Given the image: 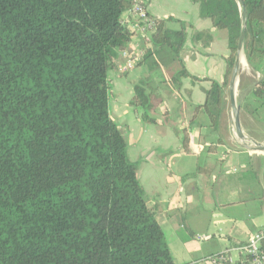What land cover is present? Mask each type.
<instances>
[{"label":"trees","instance_id":"1","mask_svg":"<svg viewBox=\"0 0 264 264\" xmlns=\"http://www.w3.org/2000/svg\"><path fill=\"white\" fill-rule=\"evenodd\" d=\"M131 1L0 0V264H174L108 111L107 71L133 35L121 22ZM192 1L227 34L223 81L209 80L193 114L202 109L217 130L241 11L235 0ZM242 1L244 53L264 72V0ZM154 20L144 58L168 47L182 62L186 24ZM173 20L177 30L166 26ZM209 38L208 31L193 35ZM182 77L198 80L182 66L170 81L178 87ZM251 95L264 104V76ZM129 103L150 106L141 92ZM142 119L154 120L148 110ZM180 131L189 153L188 130Z\"/></svg>","mask_w":264,"mask_h":264},{"label":"crops","instance_id":"2","mask_svg":"<svg viewBox=\"0 0 264 264\" xmlns=\"http://www.w3.org/2000/svg\"><path fill=\"white\" fill-rule=\"evenodd\" d=\"M146 10L154 19L171 16L186 24L182 62L164 47L121 72L118 66L124 58L115 50L107 71L109 114L124 137L127 158L136 164L146 205L164 234L173 263L207 264L203 260L225 249H232L229 255L236 258L239 253L233 249L264 228V154L236 143L224 122L226 108L217 130L209 126L202 109L193 116L194 107L205 102L209 80L223 81L226 31L201 18L192 0H148ZM129 19L125 10L121 22L130 28ZM166 26L177 30L179 23L173 20ZM204 31L210 35L207 42L193 40L195 32ZM127 45L144 50L150 42L133 33ZM242 57L235 86L240 122L249 138L264 145V104L250 97L264 72L253 70L245 53ZM182 66L198 80L182 77L175 87L170 78ZM138 92L149 107L129 103ZM144 110L152 122L142 119ZM180 129L188 130L189 153L183 150ZM197 167L205 172H197Z\"/></svg>","mask_w":264,"mask_h":264},{"label":"built area","instance_id":"3","mask_svg":"<svg viewBox=\"0 0 264 264\" xmlns=\"http://www.w3.org/2000/svg\"><path fill=\"white\" fill-rule=\"evenodd\" d=\"M146 3V0H132L126 10L131 17L128 23L131 31L138 35L143 42L149 43L156 30V23L154 18L147 13ZM120 54L124 61L119 64L118 69L121 72H126L143 58L144 50L127 45L120 51ZM230 250L232 249H225L206 259L210 264H264V228L251 233L244 244L233 249L238 251V257L232 258L229 255Z\"/></svg>","mask_w":264,"mask_h":264},{"label":"water","instance_id":"4","mask_svg":"<svg viewBox=\"0 0 264 264\" xmlns=\"http://www.w3.org/2000/svg\"><path fill=\"white\" fill-rule=\"evenodd\" d=\"M235 1L240 7L242 26L239 35L236 55L234 57V61L228 76L227 85L225 89L226 106L229 110L230 122L232 125H235L237 127L241 139V143L235 140L236 143L244 149L256 153L264 154V145L255 142L245 134L241 126L240 117H239L240 103L237 102L235 98V86L238 80L239 70L241 69V57L244 53L243 45L247 30V13H246L245 5L242 0H235Z\"/></svg>","mask_w":264,"mask_h":264},{"label":"bare ground","instance_id":"5","mask_svg":"<svg viewBox=\"0 0 264 264\" xmlns=\"http://www.w3.org/2000/svg\"><path fill=\"white\" fill-rule=\"evenodd\" d=\"M242 60H244V56L242 57ZM242 60H241V62H242ZM231 130L233 132L234 140H236V141L241 143V139H240L237 127L235 125H231Z\"/></svg>","mask_w":264,"mask_h":264},{"label":"rangeland","instance_id":"6","mask_svg":"<svg viewBox=\"0 0 264 264\" xmlns=\"http://www.w3.org/2000/svg\"><path fill=\"white\" fill-rule=\"evenodd\" d=\"M251 98L254 99V97H252V95L250 96ZM224 122L228 123L229 128H231L230 126L232 125L230 122V116H229V110L226 107V115H224ZM231 131L228 129V133H230ZM205 263L209 264L208 261L203 260Z\"/></svg>","mask_w":264,"mask_h":264}]
</instances>
